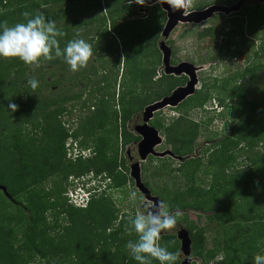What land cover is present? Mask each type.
I'll use <instances>...</instances> for the list:
<instances>
[{
    "label": "trees",
    "instance_id": "1",
    "mask_svg": "<svg viewBox=\"0 0 264 264\" xmlns=\"http://www.w3.org/2000/svg\"><path fill=\"white\" fill-rule=\"evenodd\" d=\"M104 1L0 0V24L7 21L12 26L26 22L22 16L24 12L31 13L32 17L42 13L66 34L58 37L62 49L70 40L84 39L91 44L93 55L102 62L95 67L89 60L90 67L72 72L63 58L42 60L36 68L25 65L18 58H0V137H8L7 142H0V185L7 188L11 197L0 190V264H32L31 258L36 257L47 264H138L126 248L129 240L137 239L136 234L129 235L126 231L127 218L120 220L118 231L111 230L119 214L103 193L111 190L127 196L130 183L134 185L135 182L127 175L130 171L128 160L120 157L119 136L123 147L139 143L141 138L129 128L131 120L148 105L184 85L185 80L163 73L154 81L162 66L157 43L167 22V14L160 5L151 7L157 9L154 12L148 8V20H131L129 18L138 15L134 2ZM208 1L195 0L191 10L210 7ZM239 1L245 2L244 12L231 15L232 27L226 28V38L230 45L239 39V44L247 46L246 49L252 48L253 40H259L260 50L249 58L255 62L230 79L215 78L213 88L205 90V85L204 90L191 97L194 101L191 106L177 108H204L217 98L222 110L216 112V117L227 121L230 133L208 161L205 172L213 176V186L198 185L197 177L203 166L192 163L190 167L186 161L182 163V172L188 171L189 166L192 176L184 174L187 189L182 193L177 191L182 196H168L170 212L191 209L206 215L210 222H216L225 233L236 232V237L234 233L228 236L224 248L216 241V247L207 250L206 229H188L193 255L206 263L224 255L217 264H254L256 254L264 255V86L260 85H264L261 80L264 76V4L249 3L253 0H217L215 3L232 6ZM104 8L108 9L107 16ZM149 22L153 24L148 26ZM204 37L217 40L219 34L215 28H208L201 34V38ZM242 50L234 56L242 55ZM106 57H116L117 68H108L111 62ZM45 66L49 69L42 71ZM30 72L34 74L30 76ZM98 72L105 75L96 81L94 77ZM30 77L39 81L35 91L28 86ZM240 78H249V83L231 88L230 82ZM67 81L75 87L80 83L87 86L92 83L93 89L84 101L86 89L82 92H75L74 88L54 91L52 96L43 94V89L50 91ZM221 83L225 95L212 94L211 89ZM156 84L158 87H152ZM117 85L120 86L118 97ZM141 86L143 90L138 96L136 92ZM9 102L18 105V110L12 112ZM78 106L89 114L80 116L78 127L72 129L71 134L62 119L72 116ZM181 119L175 128L167 129L168 134L175 135L168 141L174 143L177 156L186 157L192 154L201 132L199 124ZM178 123L179 128L176 127ZM29 124L43 127L40 138L38 134L31 139L24 136L23 128ZM152 125L159 130L163 128V122L158 119ZM8 133L12 135L7 136ZM71 137L82 151L92 147L95 157L69 159L66 144ZM217 152L219 158L214 160ZM241 158L248 165L244 172L236 163ZM123 169L126 174L121 171ZM87 176L91 178L90 186L81 179ZM99 179L100 185L95 186ZM217 182L218 187L214 185ZM69 186L74 190L81 186L96 193L87 207L77 208L67 197ZM257 186L261 187V193ZM221 192L226 200L221 201ZM179 197H183V202ZM95 204L99 208L93 211ZM56 228L63 229L60 237L54 231ZM119 233L124 234L121 239H117ZM173 238L161 236L160 243L170 252L179 254L181 242ZM234 244H237L236 249H232ZM152 264H159V261L153 260ZM175 264H180L179 255Z\"/></svg>",
    "mask_w": 264,
    "mask_h": 264
},
{
    "label": "rangeland",
    "instance_id": "2",
    "mask_svg": "<svg viewBox=\"0 0 264 264\" xmlns=\"http://www.w3.org/2000/svg\"><path fill=\"white\" fill-rule=\"evenodd\" d=\"M217 0H209L208 2L211 3L210 6L212 5H219L216 4ZM106 3V0L104 1ZM249 3H256V0H253L252 2ZM134 6H136V10L138 12V15H136L134 18H129V19H141L143 20V9H148L149 5L146 3L144 5H140L137 3H132ZM222 5V4H221ZM229 6V5H226ZM245 4L243 5V7ZM151 8V7H150ZM153 8V7H152ZM151 11L154 12L155 9H152ZM107 10L106 8L103 9L104 15L107 16ZM244 9H241V12ZM189 11H192L189 9ZM196 11V10H195ZM236 14V13H234ZM231 15L227 16L224 14H216L213 18H211L208 21L202 22L201 24H195V23H180L171 33L169 39H168V45L172 49L173 56H172V62L174 64H179L183 62L191 63L199 68H202L198 73V85L196 88V92L200 90H204V86L207 85L206 89L213 88V86L216 84L215 83V78H227L230 79L234 74L237 72L243 71L247 66L253 65L255 62L254 60H250L249 58H252L254 54L260 50V41L259 40H253L252 48L246 49L247 46H244L242 44H239L240 41L239 39L236 40L235 44H229L228 40L226 38V35L228 34L229 28L232 27L231 23ZM148 20V19H147ZM153 22L147 23V25H152ZM167 22L165 23L166 26ZM164 26V28H165ZM163 28V30H164ZM208 28H215L219 34V38L217 40H214L211 37H204L201 38V34L203 33L204 30ZM227 28V29H226ZM161 40H164L163 37L161 36L159 41H158V48H159V43ZM225 45V46H224ZM230 45V46H229ZM240 45V46H237ZM241 48H243V54L239 56H234ZM160 50V48H159ZM161 53V63L162 66L158 68V73L160 71H163L164 73V66H163V53ZM107 60H110V65L109 67L112 68H117L115 65L117 64L116 57H106ZM262 59V57H260ZM91 64L94 65L95 67H99L102 62L99 61V57L93 55L91 57ZM90 67V65H88ZM36 68V67H35ZM49 68L45 66V68L42 71H46ZM120 76L122 77L123 71L122 67H120ZM33 71V70H32ZM122 71V72H121ZM157 73V78L154 80H158V77H160V73ZM34 74L33 72H30L29 75ZM264 74V71L263 73ZM102 73H97V77L100 78ZM166 76H171L167 75ZM96 77V78H97ZM97 78V80H98ZM248 79H233L230 82V87H235L243 84H248ZM49 83H53V80L47 78ZM186 81V79H184ZM264 81V76L261 79ZM121 81V79H120ZM261 81V82H262ZM93 85V84H91ZM165 83H163V86ZM222 85L223 83L219 84L216 86L215 89H211L212 94H224V91L222 90ZM261 87L264 85L260 84ZM61 87H52V90L48 91L46 88L43 89V94L45 96H52L54 91H66L65 89H72L74 88L75 92H82L84 89V93L87 94V96L83 97V101L88 98L89 90L88 87L85 86L84 83H80L78 87H75L73 83H70L67 81V83H62L60 85ZM152 87H158V85H153ZM93 89V86H92ZM91 89V90H92ZM120 86L117 85L116 87V97H118ZM264 89V87H263ZM143 87H139L138 91L136 94L142 93ZM145 91V90H144ZM144 97V95H143ZM167 97V96H166ZM193 97V96H192ZM165 98V97H164ZM191 102V103H190ZM193 99L190 100L189 98L184 101L181 106H191L192 105ZM76 104V102H74ZM217 105H219V101L217 98H213L211 101H209L204 108H189L188 110L186 108L183 109H173L170 107H167L163 109L162 111L158 112L155 114V120L158 119L163 122V128L160 131V136L163 140V145L158 146L156 148V152L158 153H164L166 151L172 152L173 150V145L174 143H170L169 138L170 136H174V134H168V128H175V124L180 120L181 118L186 119L188 122H192L194 124H199L200 126V134L199 137L196 139L194 145H193V152L191 155H189L187 158L191 159L187 161V164L192 167L193 165L196 164H201L203 167L201 168V173L198 175V185H202V187H212L213 186V181L214 178L211 174H207L205 171L207 170L208 166V161L209 158L216 150L218 147H220L219 143L223 140L220 138H224L230 133L228 132L227 128V121H222L218 119L216 116V112L219 113L216 108ZM149 106V105H148ZM147 106V107H148ZM71 107V105H70ZM144 111V110H143ZM142 112L138 113L141 114ZM89 114L88 111L82 110L78 107H75L74 111L72 112V116H68L67 123L69 124L70 128V133L72 134L73 131L78 127V120L80 119V116L86 117ZM65 120H67V115L64 117ZM212 119V122L210 120ZM154 120V121H155ZM182 120V119H181ZM228 120L232 121V118L228 116ZM152 121V122H154ZM151 122V126L152 125ZM229 124V123H228ZM68 125V124H67ZM67 129V126H64ZM154 127V126H153ZM177 128L180 127L179 123L176 126ZM42 128L43 127H35L34 125H27L24 126L23 131H24V136L27 137L28 139H31L35 137L37 134L39 138L42 136ZM130 128V127H129ZM74 129V130H72ZM38 132V133H37ZM12 134H9L7 136H10ZM37 136V137H38ZM172 136V137H173ZM12 137V136H11ZM8 138V137H7ZM7 138H4V136L0 137V142H7ZM121 136H119V148H120V157H125L127 161V165L130 168L131 171V166L134 164L136 161L140 160V157L138 156V147L137 144H131L126 147H123L121 144ZM71 141H68V144H71ZM74 141V140H73ZM77 142V141H76ZM140 142V141H139ZM73 146H80L78 143H72ZM68 146V145H67ZM66 146V148H67ZM92 147H89L88 149H83L86 151L85 155L87 160L89 158H94L95 153L92 152L90 149ZM90 150L91 152H88ZM131 151V155L134 157V160L130 162L129 156L126 155V152ZM217 152L214 155V160L219 158ZM75 158V156H74ZM74 158H69L71 160H75ZM194 159V160H192ZM198 160V161H197ZM244 158L238 159L236 161L238 169H241L243 172L245 168H247V164L244 162ZM191 162V163H190ZM182 161H179L174 158H170L169 156L163 157V158H156L150 156L146 162L141 163V168H142V180L143 183L151 190L153 196H156L160 198V200L165 201L168 205L170 204V200L168 199L169 195L172 194H179L180 191L181 193L184 192L188 186V181L186 180V177H184V174L187 177L191 176V173L189 172V166L187 168L188 171L182 172ZM167 166V168H165ZM126 170V169H123ZM159 172L161 175L156 174ZM200 172V169H199ZM131 179H132V174L131 172H128L127 174ZM192 177V176H191ZM74 178V177H73ZM76 178V177H75ZM71 180V179H70ZM190 185V183H189ZM216 187L219 186L218 182L214 184ZM46 188L48 187L47 185L45 186ZM259 190V193L262 192L261 187L257 186ZM69 189H74L73 187L69 186ZM127 196H124L121 194L119 191L117 192H112L111 190H107L105 194L108 196V200L112 203V206L114 209L117 211L119 214L118 216V221L114 223V226L111 230H119L120 226V220H124L125 218L129 219V217H134L135 213L137 210H142L143 204L146 202V199L144 198L143 194L139 192V190L136 188L135 184L133 185L132 182L130 183V189L127 190ZM135 192L136 196L135 198L132 197V193ZM223 192V191H222ZM220 193L221 196V201L226 200V196L224 193ZM179 196H182L179 194ZM187 198V196H185ZM180 201L183 202V197H179ZM185 202V201H184ZM99 208L98 204L94 205V208L92 209L97 210ZM13 212L15 210L12 209ZM176 211V210H175ZM171 211V212H175ZM180 216L177 217V226L170 232L165 231L164 233L161 234V236H169V237H174L173 239H178L179 232L181 230V227L185 230H188L190 228L193 229H198V228H204L206 229V249L207 250H213L216 247V241H218L222 248H224L225 241L230 236L232 233H234V236L236 237V232H229L225 233L223 231L222 227L218 225L216 222H210L206 215L204 214H198L195 211L191 209L187 210H182L180 211ZM181 226V227H180ZM56 235L59 237L63 233L62 228H56L55 230ZM108 234H111L110 231ZM123 233H119L117 236V239H121L123 237ZM180 241V240H179ZM166 242V241H165ZM115 245V244H114ZM237 244L232 245V249H236L235 247ZM115 252V248H114ZM181 253V250L179 254ZM194 251H192V255L190 258L193 260L194 264H217L220 263L222 258H225L224 255H221L218 259H216L214 262L211 263H206L203 261L201 258H198L193 255ZM181 261L185 260L184 254H182ZM29 255H27L28 257ZM180 259V258H179ZM56 260V259H55ZM54 263H57V261H53ZM31 263L32 264H47V261H43L41 258L36 257V258H31Z\"/></svg>",
    "mask_w": 264,
    "mask_h": 264
},
{
    "label": "clouds",
    "instance_id": "3",
    "mask_svg": "<svg viewBox=\"0 0 264 264\" xmlns=\"http://www.w3.org/2000/svg\"><path fill=\"white\" fill-rule=\"evenodd\" d=\"M129 2L145 4V0H129ZM194 2L195 0H158L160 4L169 5L174 12L183 10L184 15L189 14V9L194 6ZM22 16L26 22H18L12 26H9L7 21L0 24V58H18L31 68L38 67L42 60L63 58L72 72L80 71L88 66L93 56L89 42L84 39H73L68 41L62 49L58 37L66 34L57 28L55 21L47 20L42 13L32 17L31 13L24 12ZM27 83L33 91L39 87V81L35 77H30ZM8 107L12 112L18 110V105L12 102H9ZM217 107L216 111L220 109L218 111L220 112L222 109L219 105ZM90 179L87 176L83 182L90 186ZM96 185H100V179ZM75 191H78L79 195H87V204L96 193L95 190L88 191L81 186ZM135 196L136 193L133 192L132 197L135 198ZM180 214L179 209L170 212L169 205L163 200L146 201L142 210H137L134 217H129L126 225L128 234L131 235L134 232L137 237L136 240H129L126 244L130 256L138 264H152L153 260L159 261V264H175L179 254L170 252L166 246L161 245L160 240L162 233L176 228L177 217ZM253 261L254 264H264V255L256 254Z\"/></svg>",
    "mask_w": 264,
    "mask_h": 264
},
{
    "label": "water",
    "instance_id": "4",
    "mask_svg": "<svg viewBox=\"0 0 264 264\" xmlns=\"http://www.w3.org/2000/svg\"><path fill=\"white\" fill-rule=\"evenodd\" d=\"M12 1V0H5ZM146 3L149 6L160 5L163 11L167 14V24L162 32V37L159 43L160 51L163 53V66L165 68V74L171 76H181L186 74L189 77V83L184 87H179L173 91L171 96H167L162 100L155 102L154 104L146 107L144 111L145 123L138 132V135L142 138L138 144V154L140 157L139 161H136L131 166V176L135 182L136 188L141 194H143L146 201L159 202L160 198L153 196L151 190L143 183L142 180V168L141 163L146 162L150 156L152 157H166L171 156L179 161L185 162L188 158L177 157L173 152L167 151L164 153L156 152V148L163 142L160 131L155 127L150 125V121L155 117V114L162 111L167 107H178L188 98L196 94V88L198 85L197 73L202 69L191 63L183 62L178 66H172V49L168 45V39L172 31L180 23H195L201 24L202 22L208 21L213 18L216 14L232 15L234 13H239L245 4L244 1H239L235 5H212L204 10L199 11H189V14L184 15L183 10L174 12L169 5L160 4L158 0H147ZM264 4V0H256L255 4ZM0 190L4 194L11 198L8 194L7 188L0 185ZM178 238L181 242V251L186 257L183 264H194L193 260L190 258L192 255V240L188 230L181 227Z\"/></svg>",
    "mask_w": 264,
    "mask_h": 264
},
{
    "label": "flooded vegetation",
    "instance_id": "5",
    "mask_svg": "<svg viewBox=\"0 0 264 264\" xmlns=\"http://www.w3.org/2000/svg\"><path fill=\"white\" fill-rule=\"evenodd\" d=\"M155 6V5H154ZM149 7H153V6H149ZM142 11H144V12H141V13H146L147 15H148V17H149V15H150V11H149V9H143ZM110 27H111V25H110ZM109 27V28H110ZM111 29V28H110ZM112 30V29H111ZM171 64H172V66H178L179 64H174L173 62H171ZM164 72H165V68H164ZM160 73V77H158V79L159 78H161L162 77V74H163V71H160L159 72ZM158 73V74H159ZM103 75H105V73L103 72L102 73ZM165 74V73H164ZM102 76V75H101ZM97 77V76H96ZM96 77H94V79L96 80V81H99L100 79H101V77L100 78H98V80H97V78ZM173 77H176V78H179V79H186V81H185V84L184 85H181V86H179V87H184V86H186L188 83H189V77L186 75V74H183V75H181V76H173ZM85 84V86L86 87H88V89H92V86L93 85H91L92 83H90L88 86L86 85V83H84ZM104 87V84H101V87ZM179 87H177V88H179ZM176 88V89H177ZM175 89V90H176ZM90 90L88 91V92H90ZM174 91V90H173ZM173 91H172V93H173ZM171 93V94H172ZM171 94L169 95V96H171ZM85 96H87V94H85ZM87 99V98H86ZM181 106V104L178 106V107H170V108H173V109H177V108H179ZM146 109V108H145ZM145 109H144V111H145ZM144 111H142V113L141 114H137V115H135L134 116V118L131 120V122H130V125H129V127H130V129L132 130V131H134L135 132V134L137 135V136H139L138 135V132H140L141 131V128L140 127H142L143 125H144V123H145V115H144ZM64 120H65V118H63L62 119V121H63V125L65 126V123H64ZM155 120V118H153L151 121H150V125H151V122L152 121H154ZM66 123H67V120H66ZM140 137V136H139ZM141 138V137H140ZM142 139V138H141ZM221 140L223 139V138H220ZM141 141V140H140ZM138 144L139 143H137V147H138ZM163 145V142L161 143V145H159V146H162ZM139 151V150H138ZM167 152V151H166ZM172 152L174 153V150H172ZM175 154V153H174ZM127 156H129V160H130V162H132L133 160H134V157L131 155V151H128V154H127ZM138 156H139V154H138ZM175 156H177L176 154H175ZM170 158H173V157H171V156H169ZM177 157H181V156H177ZM188 157V156H187ZM187 157H182V158H187ZM156 158H161V157H156ZM175 159V158H174ZM188 160H191L190 158L188 159ZM187 160V161H188ZM186 162V161H185ZM185 162H183V163H185ZM181 227V226H180ZM183 253H182V251H181V253L179 254V261H180V264H183L184 262H185V260H186V258H185V260L184 261H181V258H182V255Z\"/></svg>",
    "mask_w": 264,
    "mask_h": 264
},
{
    "label": "built area",
    "instance_id": "6",
    "mask_svg": "<svg viewBox=\"0 0 264 264\" xmlns=\"http://www.w3.org/2000/svg\"><path fill=\"white\" fill-rule=\"evenodd\" d=\"M143 19H147L148 18V15L146 13H143ZM67 121L69 122L68 120V117H67ZM64 123H65V126H67V129H70L69 128V124L70 123H66V120H64ZM68 124V125H67ZM71 141V144L69 145L68 142L66 144L67 146V149H68V158H74L75 156V160H77L79 157L83 158V159H87L86 158V151H82L78 146H73L72 143H74V139L71 137L68 141ZM74 140V141H73ZM75 143H77L75 141ZM88 152H91L90 150H88ZM126 155H127V152H126ZM124 174H126V171L125 170H121ZM85 178V177H84ZM84 178H81V179H84ZM74 179V178H72ZM77 181V180H76ZM78 191H81V190H78ZM78 191H75L74 189H69L68 193H67V197L69 198V201L71 204H73L75 207L77 208H85L88 206L87 204V195H79L78 194Z\"/></svg>",
    "mask_w": 264,
    "mask_h": 264
}]
</instances>
